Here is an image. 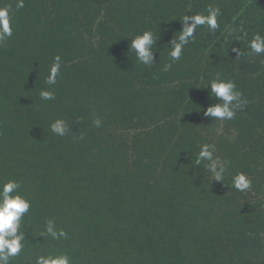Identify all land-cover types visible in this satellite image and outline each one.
<instances>
[{"label":"trees","instance_id":"obj_1","mask_svg":"<svg viewBox=\"0 0 264 264\" xmlns=\"http://www.w3.org/2000/svg\"><path fill=\"white\" fill-rule=\"evenodd\" d=\"M17 3L0 0L16 22L0 46V182L19 181L32 205L10 264L50 253L72 264H264V54L248 47L264 35V0ZM217 6L220 28L198 26L172 62L184 17ZM241 25L247 36L233 31ZM145 30L159 39L151 65L130 51ZM217 74L247 100L232 120L204 115ZM56 119L69 125L63 137ZM203 144L227 162L222 181L196 164ZM241 172L244 191L233 186ZM49 220L67 237L53 239Z\"/></svg>","mask_w":264,"mask_h":264},{"label":"clouds","instance_id":"obj_2","mask_svg":"<svg viewBox=\"0 0 264 264\" xmlns=\"http://www.w3.org/2000/svg\"><path fill=\"white\" fill-rule=\"evenodd\" d=\"M24 7V0H18L17 8ZM222 16L221 9L217 7H209L208 14H196L194 16H185L183 19L182 34L178 40H171V51L169 53L172 62L180 60L184 48L190 42V38L194 37L196 28L201 25L207 27L215 33L220 24L218 18ZM191 22V23H189ZM16 22L11 6L0 7V46L4 45L9 38L13 36ZM240 31L244 36L241 25L233 31ZM155 33L151 30H145L141 34L136 35L130 40V51H134L136 59L145 65L153 64L155 59V50L157 41ZM250 53L257 55L264 54V35L256 33L248 42ZM239 55L241 54L238 52ZM172 67V63L165 64L164 70L168 71ZM61 56L56 55L50 67L49 74L46 79L48 85H54L57 82V77L60 75ZM211 90V97L218 102L211 104L204 112L205 116H210L217 120H232L236 116L237 109H242L247 104V100L243 99V93L237 88V85L232 79H224L219 74L210 80L203 89ZM40 97L43 100H53L54 93L49 90H41ZM96 127H100L99 119L94 121ZM51 131L60 136H65L69 131V125L64 119H56L50 125ZM82 138V137H81ZM215 145L203 144L197 156L196 164L200 165L204 161L209 163L206 165L208 170L213 174L217 181L223 180V175L227 170V162L219 163L214 158ZM219 163V167H217ZM233 186L244 191L251 186V181L244 173H238L233 177ZM21 184L15 179H9L0 182V264H10L12 258L19 256L23 249L25 233L21 231L22 219L26 213L30 211L32 202L24 194L20 192ZM54 221L47 222V233L53 239L67 237V233L60 229L54 230ZM35 264H72V260L66 253L39 255L36 257Z\"/></svg>","mask_w":264,"mask_h":264}]
</instances>
